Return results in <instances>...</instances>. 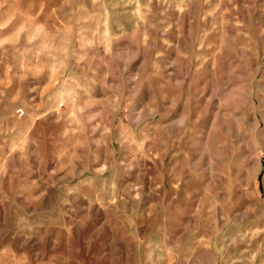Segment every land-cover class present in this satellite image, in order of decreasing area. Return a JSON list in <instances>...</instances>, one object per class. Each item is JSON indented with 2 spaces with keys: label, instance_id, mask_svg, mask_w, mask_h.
<instances>
[{
  "label": "rangeland",
  "instance_id": "1",
  "mask_svg": "<svg viewBox=\"0 0 264 264\" xmlns=\"http://www.w3.org/2000/svg\"><path fill=\"white\" fill-rule=\"evenodd\" d=\"M0 264H264V0H0Z\"/></svg>",
  "mask_w": 264,
  "mask_h": 264
},
{
  "label": "built area",
  "instance_id": "2",
  "mask_svg": "<svg viewBox=\"0 0 264 264\" xmlns=\"http://www.w3.org/2000/svg\"><path fill=\"white\" fill-rule=\"evenodd\" d=\"M18 113H19L20 115H22V114H23L22 110H19V111H18Z\"/></svg>",
  "mask_w": 264,
  "mask_h": 264
}]
</instances>
